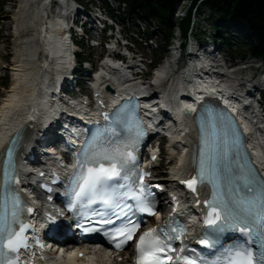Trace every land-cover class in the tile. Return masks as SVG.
<instances>
[{"label":"snow or ice","instance_id":"1","mask_svg":"<svg viewBox=\"0 0 264 264\" xmlns=\"http://www.w3.org/2000/svg\"><path fill=\"white\" fill-rule=\"evenodd\" d=\"M137 108L138 105H122L110 125L97 128L85 141L65 193L69 209L78 217L76 227L88 234L102 233L109 244L121 250L141 227L129 218V212L157 214L144 183L149 173H141L137 165L138 145L145 135ZM104 118L108 120V115ZM15 144L13 138L6 146L0 184V264H17L15 254L27 246L23 233L31 227L21 220L25 206L12 188L13 183H18L14 174ZM191 166L194 175L180 183L194 193L198 184L210 186L209 197L203 201L201 227L194 237L207 252L189 248L183 240L186 227L171 217L163 226L139 234L136 264H264V176L251 165L241 134L225 113L206 109L201 115L200 140ZM129 199L132 204L127 202ZM96 204L104 210L97 212L91 207ZM89 215L99 217L100 227H84L81 221ZM112 215L118 220L122 215L123 222L116 226ZM49 220L53 231L64 230L54 217ZM106 225L113 226L105 228ZM227 233H238L231 244L224 243ZM176 240L181 241V247L173 256L168 253L176 252L172 243Z\"/></svg>","mask_w":264,"mask_h":264},{"label":"bare ground","instance_id":"2","mask_svg":"<svg viewBox=\"0 0 264 264\" xmlns=\"http://www.w3.org/2000/svg\"><path fill=\"white\" fill-rule=\"evenodd\" d=\"M53 1L17 0L18 10L13 17L15 26L11 27L12 38H14L13 44L16 46V50L9 65L6 67L4 65L0 66V70L3 72L7 71L10 76V87L4 92V98L0 104V143L4 141L12 130L25 124V132L29 133L30 130L27 128L29 122L27 121L33 119L40 124L41 120L52 111L48 108L46 100L41 98V94L46 91V83L67 68L66 53L63 49L65 40L63 37L61 38L66 23L63 20L50 18L47 23L44 22L45 28L48 27L49 32L43 33L44 7L48 2ZM56 1L63 2L62 0ZM23 30H30L33 33L26 38H22L21 33ZM192 55L194 53L191 54L190 58L194 60L195 57ZM241 71L239 68L235 69L232 75L238 77ZM166 72L165 69H162L161 77L157 78L156 83L161 81L160 79L164 77L163 75ZM204 78H206L204 74H200L194 66H190L186 72L182 73L174 81L172 80L166 90H164V96L170 101H177L183 93L181 87L189 85L191 91L188 94L195 98L194 92L203 93L205 90H209L208 84L216 82V76L212 72H209L206 80ZM237 96L242 95L236 94ZM182 104L184 109L194 108L190 101H183ZM237 122H242L243 125L246 124L242 120ZM185 129L186 132L191 131L189 126H185ZM190 138L191 136H185L181 138V142L187 143ZM252 154L254 156L253 160L257 164L260 163L264 166V153L261 155L254 150ZM21 170L26 173L23 167H21ZM174 170H176V167H174Z\"/></svg>","mask_w":264,"mask_h":264},{"label":"trees","instance_id":"3","mask_svg":"<svg viewBox=\"0 0 264 264\" xmlns=\"http://www.w3.org/2000/svg\"><path fill=\"white\" fill-rule=\"evenodd\" d=\"M181 1L125 0L130 12L140 10L146 18L155 19L167 40L173 27L174 7ZM204 4L217 16L216 34L229 50L237 45V55H250L264 63V0H206ZM2 10L3 5H0V14ZM180 25L185 38L190 15ZM1 84L7 85V80H2Z\"/></svg>","mask_w":264,"mask_h":264},{"label":"rangeland","instance_id":"4","mask_svg":"<svg viewBox=\"0 0 264 264\" xmlns=\"http://www.w3.org/2000/svg\"><path fill=\"white\" fill-rule=\"evenodd\" d=\"M4 4V8H3V14L0 17V26L2 27V37L4 38L3 41H1L0 43V51L1 49H4V52L0 55V65L4 67L8 66L11 58L14 54V51L16 50V46L13 44L14 38H12V34H11V27L15 26V23L13 21V17L14 14L16 13V11L18 10V3L17 0H0V5ZM189 0L185 2V6L182 8H186L189 5ZM13 5L14 8H13ZM204 10V15L201 17V19L199 20V24H198V28L197 30L200 31V33H204V37H206V39L208 40V36H214V25H215V21L214 18L210 20L209 18V14L208 12L203 8ZM184 13H181V15H183ZM122 19H127L121 16ZM127 27V25H125ZM142 28H144V25L142 26ZM27 31V32H26ZM33 32L30 30H23L21 33L22 38H26L27 36L31 35ZM178 32L177 30H175L173 36H177ZM207 35V36H206ZM6 38H8V41L6 40ZM157 48L159 49V51L153 55L154 59H158L160 56L167 55L168 54V50L165 48L164 45V41L162 38V35L160 34L158 37V44H157ZM219 48H221V46L219 45ZM224 51V50H223ZM223 57L227 60L230 61L232 59V55L231 53H229L228 51H224L223 52ZM234 60V58H233ZM257 64L259 63L258 61H256ZM253 59H246V66L256 63ZM233 66H241V64H238V61L233 63ZM7 72V71H5ZM252 72V70H251ZM250 71H246L242 74V76L246 77L249 73H251ZM4 78L8 79V86L7 88L10 87V76L7 73L4 74ZM6 89H2L0 87V104L2 99L4 98V92L7 90ZM167 160L164 158L162 160L163 165L165 166Z\"/></svg>","mask_w":264,"mask_h":264}]
</instances>
